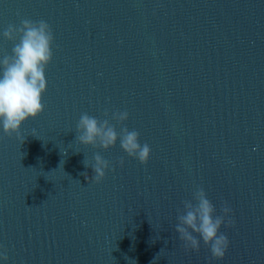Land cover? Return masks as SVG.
I'll return each mask as SVG.
<instances>
[{
  "label": "water",
  "instance_id": "obj_1",
  "mask_svg": "<svg viewBox=\"0 0 264 264\" xmlns=\"http://www.w3.org/2000/svg\"><path fill=\"white\" fill-rule=\"evenodd\" d=\"M22 19L49 23L54 59L23 142L0 126V264H264V0H0V60ZM117 110L147 164L76 139ZM97 153L114 171L89 183ZM198 186L233 210L220 260L175 230Z\"/></svg>",
  "mask_w": 264,
  "mask_h": 264
},
{
  "label": "clouds",
  "instance_id": "obj_2",
  "mask_svg": "<svg viewBox=\"0 0 264 264\" xmlns=\"http://www.w3.org/2000/svg\"><path fill=\"white\" fill-rule=\"evenodd\" d=\"M3 36L15 43L12 55L0 60V65L3 66L0 74V126L7 136L15 135L23 142V124L45 111L43 97L48 88L46 69L54 59L55 36L49 23L43 19H22L19 26L10 24L4 30ZM104 116L106 118L101 120L86 112L82 113L76 126V139L83 145L104 150L119 142L128 156L147 164L151 159L152 149L147 143H140V133L127 127H122L118 132L112 123L115 120L123 124L129 119V113L119 110L105 111ZM94 160L92 165L84 161L85 167H91L94 172L89 183H101L109 169L114 171V166L99 153ZM120 165H124L123 158ZM82 175L88 176L86 172ZM221 212L222 215L217 214L216 206L202 186L195 188L192 199L183 201V209L179 210L175 230L186 250L199 252L202 239L209 246L213 258L220 260L226 256L230 241L221 229L225 224L229 227L234 224L231 219L233 210L225 201ZM0 258L5 261L9 258L3 245H0Z\"/></svg>",
  "mask_w": 264,
  "mask_h": 264
}]
</instances>
